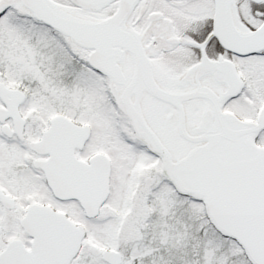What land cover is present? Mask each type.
I'll list each match as a JSON object with an SVG mask.
<instances>
[{"label": "snow or ice", "instance_id": "obj_1", "mask_svg": "<svg viewBox=\"0 0 264 264\" xmlns=\"http://www.w3.org/2000/svg\"><path fill=\"white\" fill-rule=\"evenodd\" d=\"M0 264H264V0H0Z\"/></svg>", "mask_w": 264, "mask_h": 264}]
</instances>
